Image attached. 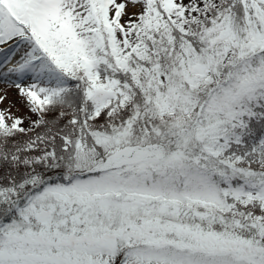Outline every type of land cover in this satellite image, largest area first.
Masks as SVG:
<instances>
[{
  "label": "snow or ice",
  "instance_id": "6c2138e0",
  "mask_svg": "<svg viewBox=\"0 0 264 264\" xmlns=\"http://www.w3.org/2000/svg\"><path fill=\"white\" fill-rule=\"evenodd\" d=\"M0 84V264H264V0H0Z\"/></svg>",
  "mask_w": 264,
  "mask_h": 264
},
{
  "label": "rangeland",
  "instance_id": "374dc122",
  "mask_svg": "<svg viewBox=\"0 0 264 264\" xmlns=\"http://www.w3.org/2000/svg\"><path fill=\"white\" fill-rule=\"evenodd\" d=\"M0 95H6V99L0 102V108L7 109L10 107L11 112L19 117L29 115L14 88H8L6 85L0 84Z\"/></svg>",
  "mask_w": 264,
  "mask_h": 264
},
{
  "label": "trees",
  "instance_id": "16d2710c",
  "mask_svg": "<svg viewBox=\"0 0 264 264\" xmlns=\"http://www.w3.org/2000/svg\"><path fill=\"white\" fill-rule=\"evenodd\" d=\"M33 119H35V117H33ZM25 123L27 124V121Z\"/></svg>",
  "mask_w": 264,
  "mask_h": 264
}]
</instances>
